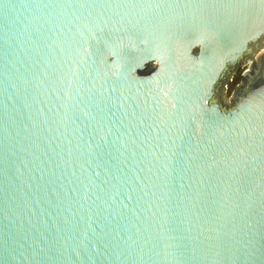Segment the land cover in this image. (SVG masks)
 Masks as SVG:
<instances>
[{"label":"water","instance_id":"water-1","mask_svg":"<svg viewBox=\"0 0 264 264\" xmlns=\"http://www.w3.org/2000/svg\"><path fill=\"white\" fill-rule=\"evenodd\" d=\"M0 264H264V0H0Z\"/></svg>","mask_w":264,"mask_h":264},{"label":"trees","instance_id":"trees-1","mask_svg":"<svg viewBox=\"0 0 264 264\" xmlns=\"http://www.w3.org/2000/svg\"><path fill=\"white\" fill-rule=\"evenodd\" d=\"M241 70H239L234 76L232 81L228 85L227 93L229 94L230 91L234 88V86L241 81Z\"/></svg>","mask_w":264,"mask_h":264},{"label":"rangeland","instance_id":"rangeland-1","mask_svg":"<svg viewBox=\"0 0 264 264\" xmlns=\"http://www.w3.org/2000/svg\"><path fill=\"white\" fill-rule=\"evenodd\" d=\"M226 95L228 96L229 94L226 92Z\"/></svg>","mask_w":264,"mask_h":264}]
</instances>
